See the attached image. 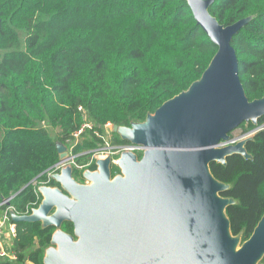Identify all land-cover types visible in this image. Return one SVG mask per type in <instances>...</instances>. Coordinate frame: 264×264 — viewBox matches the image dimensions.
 I'll return each mask as SVG.
<instances>
[{"label": "trees", "instance_id": "16d2710c", "mask_svg": "<svg viewBox=\"0 0 264 264\" xmlns=\"http://www.w3.org/2000/svg\"><path fill=\"white\" fill-rule=\"evenodd\" d=\"M210 14L225 27L254 17L232 46L248 99L264 98V0H216ZM217 51L187 0H0V204L29 185L11 205L20 214L38 207L31 183L60 161L57 144L70 145L84 114L94 130L75 153L104 145L95 132L108 123L144 121L199 80ZM127 143L114 134L112 144ZM246 149L253 160L211 164L219 181L233 184L222 195L239 202L227 213L244 241L264 215V130ZM17 225L19 262L41 263L54 230Z\"/></svg>", "mask_w": 264, "mask_h": 264}, {"label": "water", "instance_id": "95a60500", "mask_svg": "<svg viewBox=\"0 0 264 264\" xmlns=\"http://www.w3.org/2000/svg\"><path fill=\"white\" fill-rule=\"evenodd\" d=\"M215 1L187 0L218 47L201 78L144 121L113 127L122 142L146 148L142 158L123 152L115 177L112 156L98 159L96 169L83 174L88 184L77 183L67 166L53 175L61 188L38 187V208L24 215L10 211L17 224L56 229L44 264H263L264 215L248 240L243 232L234 235L227 209L239 202L222 195L233 184L211 170L235 155L253 160L246 145L255 136L221 144L264 117V98L248 99L232 46L254 17L225 27L210 14ZM57 148L59 162L70 158L66 145ZM66 222L78 240L62 231Z\"/></svg>", "mask_w": 264, "mask_h": 264}, {"label": "built area", "instance_id": "2783aa9c", "mask_svg": "<svg viewBox=\"0 0 264 264\" xmlns=\"http://www.w3.org/2000/svg\"><path fill=\"white\" fill-rule=\"evenodd\" d=\"M79 111H83V108L80 107ZM113 125L108 123L104 126V132H95V135L102 139L104 145H100V147L93 151L83 150L78 153H75V150L78 144L84 139V134L89 130H94V124L89 121L84 114V123L82 124L81 128L74 133V140L70 142L68 147V152L70 158L63 162H58L55 166L47 170L46 173L48 177L46 180H42L41 176L34 179L31 185L35 188V192L39 199L40 195L38 193V187L46 186L50 181L53 179V175L60 173V171L67 167L72 166L73 168H78L79 170H84L90 164H95L98 159L106 158V156H112V164L117 165L118 159L123 152H134L139 157L143 156L146 148L141 145H133L130 143L127 144H119L115 145L112 144V135L113 133ZM264 130V124L257 126L254 130L249 132H243L240 136H233L231 137L229 142L222 143L221 146L226 145H235L241 140L247 139L251 136H255L257 133ZM112 137V138H111ZM109 139H111V143H109ZM86 154H91V160L88 165H79L77 164V158L79 156H83ZM12 196L9 199L4 200L0 204V260H10L14 263L18 262L19 257L18 254L13 250L14 242L18 238V225L17 223L13 222L10 216V211L14 210L17 214H20L14 206L11 205L12 200L16 197ZM31 210L26 212L25 214H30ZM24 215V214H21Z\"/></svg>", "mask_w": 264, "mask_h": 264}, {"label": "flooded vegetation", "instance_id": "af4514ba", "mask_svg": "<svg viewBox=\"0 0 264 264\" xmlns=\"http://www.w3.org/2000/svg\"><path fill=\"white\" fill-rule=\"evenodd\" d=\"M114 136V134L112 135ZM234 135L232 134V137ZM91 154H86V155H83V156H79L77 158V164L79 165H88L90 163V160H91ZM89 158V161L85 163V160ZM94 164V163H93ZM93 164H90V166H88L87 168H85L84 170H79L78 168H75L74 167V171H73V178L76 180L77 183L79 184H88L89 182L84 178L83 174L86 170H91V171H94L96 168H93ZM117 168L115 165L112 164V175L113 177L117 176L120 174V170L119 172H117V170L115 169ZM48 177V175L46 173H44L41 178L42 179H46ZM53 182V183H52ZM46 186H49V187H52V188H61V186L54 181V179H52L50 181V183H48ZM41 198V197H40ZM41 203V202H40ZM40 205V204H39ZM38 205V206H39ZM38 208V207H37ZM33 209V208H32ZM50 229V228H49ZM54 231L52 233V236L53 234L56 232V229L55 228H52ZM62 231L68 235H71L75 238V240H78V238L76 237L75 235V227L72 223H64L63 226H62ZM53 245H52V237H51V240H50V243L48 244V246L44 249V252H43V259L41 261V263H37V262H34V261H27L26 263H23V264H44V259H45V256H46V252L49 248H51ZM19 260L18 262H16L15 264H19Z\"/></svg>", "mask_w": 264, "mask_h": 264}, {"label": "rangeland", "instance_id": "374dc122", "mask_svg": "<svg viewBox=\"0 0 264 264\" xmlns=\"http://www.w3.org/2000/svg\"><path fill=\"white\" fill-rule=\"evenodd\" d=\"M24 36H25V33H22V38H24ZM58 131H54V130H52V134L55 136L56 135V133H57ZM244 131H243V129L242 128H239V129H237L234 133H233V135L234 136H240V135H242V133H243ZM113 137V138H112ZM111 138L112 139H114V136H112ZM109 143H111V139H109ZM87 150H89V149H87ZM91 151H93V150H91ZM36 246L37 247H41V243H40V239L39 238H36Z\"/></svg>", "mask_w": 264, "mask_h": 264}]
</instances>
